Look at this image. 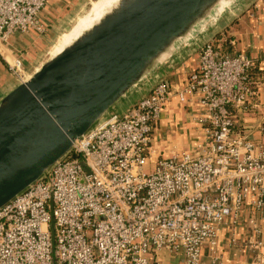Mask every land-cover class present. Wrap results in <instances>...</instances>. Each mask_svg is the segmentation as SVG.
<instances>
[{"label": "built area", "instance_id": "2783aa9c", "mask_svg": "<svg viewBox=\"0 0 264 264\" xmlns=\"http://www.w3.org/2000/svg\"><path fill=\"white\" fill-rule=\"evenodd\" d=\"M47 0H0V56L23 80L22 61L4 47L13 34L45 26ZM223 30L201 41L122 112L112 110L36 181L0 208V264H160L162 250L180 264L214 255L227 221L246 211L251 249L264 256V113L253 127L264 66L224 49ZM176 98L197 135L184 149L162 151L153 134ZM233 242V238L230 239Z\"/></svg>", "mask_w": 264, "mask_h": 264}, {"label": "water", "instance_id": "95a60500", "mask_svg": "<svg viewBox=\"0 0 264 264\" xmlns=\"http://www.w3.org/2000/svg\"><path fill=\"white\" fill-rule=\"evenodd\" d=\"M249 2L118 0L51 54L0 97V208L129 94L170 70Z\"/></svg>", "mask_w": 264, "mask_h": 264}, {"label": "crops", "instance_id": "0c3cea01", "mask_svg": "<svg viewBox=\"0 0 264 264\" xmlns=\"http://www.w3.org/2000/svg\"><path fill=\"white\" fill-rule=\"evenodd\" d=\"M94 0H47L43 10L39 15L40 21L45 26V29L51 25L52 27L62 22L59 18L60 14L76 9L79 5H83L82 9L88 7ZM70 8L69 10H67ZM71 17V16H70ZM51 22V23H50ZM221 39L224 40V47H227L231 52H243L250 55L256 62L264 61V0H250V2L242 8L241 11L224 27ZM49 32V28H48ZM35 37L36 33H18L11 36L10 42L4 47L10 53H18L22 56L23 61L28 64L31 60V54L22 55V49L26 47V43L21 41L22 37ZM30 48V47H28ZM21 50V51H20ZM27 51V50H26ZM25 51V52H26ZM23 56H25L23 58ZM30 65V63H29ZM259 69H264V66ZM166 78L175 81L176 73L173 70H168L163 73ZM258 86L255 96V104L258 105L255 115H250L246 118V126L253 127L257 123V115L264 113V78L257 81ZM18 83L17 79L6 69V66L0 56V97ZM149 84H145L129 94L114 110L122 112L130 105L134 104L139 97L147 92ZM166 116L161 119L156 132L153 134L154 144L162 151H167L168 147L164 144V139L171 147L177 145L180 149L188 146V141L191 136L197 135L195 122L191 118L190 127L193 129L192 134L183 137L180 132L176 131V122H179L183 128L189 124L186 121L189 116L186 111L178 104L176 100L175 108L166 110ZM174 132V134L169 133ZM180 134V135H179ZM254 137L260 142H264V134L259 131H253ZM252 233L249 226V215L246 211L241 213V218L232 223L227 221L223 225L218 237L217 252L212 255L206 247L202 249L199 264H264V256L262 261L257 258L256 252L251 249ZM233 238V242L230 240ZM160 264H180L181 257L178 253H173L167 250H162L157 255Z\"/></svg>", "mask_w": 264, "mask_h": 264}, {"label": "rangeland", "instance_id": "374dc122", "mask_svg": "<svg viewBox=\"0 0 264 264\" xmlns=\"http://www.w3.org/2000/svg\"><path fill=\"white\" fill-rule=\"evenodd\" d=\"M89 7L90 5L80 11L79 8H83V5H79L76 9H73L69 12L64 11L59 16V18L63 19L62 22L55 24L53 27L49 25L42 34L35 32L36 33L35 37L32 38L24 37V36L22 37L21 41H23L27 45L26 47H24V49H22L23 50L22 55H25L26 53L31 54V60L29 62L30 63L29 65V63L27 64L26 61L24 62L22 56L17 53L22 61V66H21L22 71L20 73L23 75V79L28 78L35 69H38L39 66L42 65L51 56L53 48L57 45V43L64 35L69 33V31L72 29L73 25H75L77 20L82 18L85 14H87ZM69 9L70 8H68L67 10ZM48 28H49V32H48ZM24 57L25 56H23V58ZM12 75L16 78V75L14 73H12ZM172 83L174 82L172 81ZM175 105H176V98H171L169 101L166 102L165 109L169 110L170 108H175ZM164 116H166V112L163 113L162 119L164 118ZM186 117H187L186 121L188 122L187 124H189L186 128L182 127V125L179 123L181 122L180 120L176 122V131L180 132L183 135V137L192 134L193 131V129L190 128L192 126L191 117L188 116ZM169 134H174V132L172 133L170 132ZM166 141L167 140L165 138L163 143L166 144L167 146H170L167 149L169 150L172 148L171 145L173 143L168 144ZM175 146L176 149L180 150V148L177 145Z\"/></svg>", "mask_w": 264, "mask_h": 264}, {"label": "bare ground", "instance_id": "6f19581e", "mask_svg": "<svg viewBox=\"0 0 264 264\" xmlns=\"http://www.w3.org/2000/svg\"><path fill=\"white\" fill-rule=\"evenodd\" d=\"M118 0H96L92 3L89 11L82 18L78 19L72 29L64 35L57 45L53 48L52 54L59 52L64 46L69 44L76 38L81 31L89 27V25L96 21L106 10H108ZM50 53V52H49ZM50 56V55H49ZM149 84V83H147Z\"/></svg>", "mask_w": 264, "mask_h": 264}, {"label": "trees", "instance_id": "16d2710c", "mask_svg": "<svg viewBox=\"0 0 264 264\" xmlns=\"http://www.w3.org/2000/svg\"><path fill=\"white\" fill-rule=\"evenodd\" d=\"M224 49L228 51L227 47H224ZM250 75L254 80H262L264 78V69H259L257 66H254L250 71Z\"/></svg>", "mask_w": 264, "mask_h": 264}]
</instances>
